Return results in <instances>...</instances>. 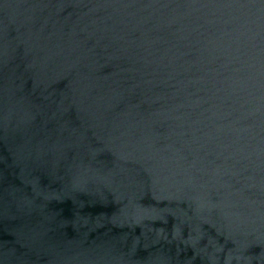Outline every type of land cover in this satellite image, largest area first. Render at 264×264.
Returning a JSON list of instances; mask_svg holds the SVG:
<instances>
[{
	"label": "water",
	"instance_id": "95a60500",
	"mask_svg": "<svg viewBox=\"0 0 264 264\" xmlns=\"http://www.w3.org/2000/svg\"><path fill=\"white\" fill-rule=\"evenodd\" d=\"M0 264H264V0H0Z\"/></svg>",
	"mask_w": 264,
	"mask_h": 264
}]
</instances>
